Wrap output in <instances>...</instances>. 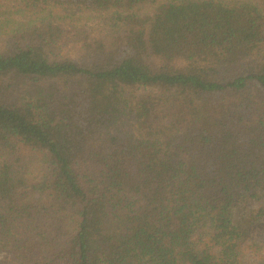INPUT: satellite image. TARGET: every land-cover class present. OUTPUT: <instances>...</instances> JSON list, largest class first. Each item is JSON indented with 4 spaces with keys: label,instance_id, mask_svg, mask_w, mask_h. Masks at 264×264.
Returning a JSON list of instances; mask_svg holds the SVG:
<instances>
[{
    "label": "trees",
    "instance_id": "trees-1",
    "mask_svg": "<svg viewBox=\"0 0 264 264\" xmlns=\"http://www.w3.org/2000/svg\"><path fill=\"white\" fill-rule=\"evenodd\" d=\"M253 198L264 0H0V264H264Z\"/></svg>",
    "mask_w": 264,
    "mask_h": 264
},
{
    "label": "rangeland",
    "instance_id": "rangeland-1",
    "mask_svg": "<svg viewBox=\"0 0 264 264\" xmlns=\"http://www.w3.org/2000/svg\"><path fill=\"white\" fill-rule=\"evenodd\" d=\"M230 2L232 1H239V0H228ZM86 20V19H85ZM96 19H90L88 21H85L84 23L87 24V26H93L97 24ZM264 203V199L261 198L260 200L258 199H250L248 200L245 204H243V208H240L242 211V217L244 216L243 214L247 212L248 210L252 209H258L261 207ZM240 216H238V220H240ZM247 237L251 242H260L261 244L264 243V217L257 218L256 220H253L248 228H247Z\"/></svg>",
    "mask_w": 264,
    "mask_h": 264
}]
</instances>
